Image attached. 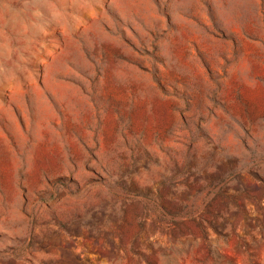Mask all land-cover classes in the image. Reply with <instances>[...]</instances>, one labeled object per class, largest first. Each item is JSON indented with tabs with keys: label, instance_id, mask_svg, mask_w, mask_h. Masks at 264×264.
<instances>
[{
	"label": "rangeland",
	"instance_id": "obj_1",
	"mask_svg": "<svg viewBox=\"0 0 264 264\" xmlns=\"http://www.w3.org/2000/svg\"><path fill=\"white\" fill-rule=\"evenodd\" d=\"M0 264H264V0H0Z\"/></svg>",
	"mask_w": 264,
	"mask_h": 264
}]
</instances>
